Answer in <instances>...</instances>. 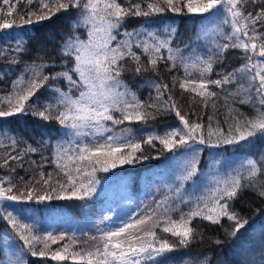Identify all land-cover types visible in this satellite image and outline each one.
Returning a JSON list of instances; mask_svg holds the SVG:
<instances>
[{
  "label": "snow or ice",
  "instance_id": "obj_1",
  "mask_svg": "<svg viewBox=\"0 0 264 264\" xmlns=\"http://www.w3.org/2000/svg\"><path fill=\"white\" fill-rule=\"evenodd\" d=\"M24 2L31 5L33 0H24ZM249 2L253 5L258 4V0H141L140 3H129L125 7L120 0H47V2L39 0L37 11L42 9L47 15H38L37 22L48 19L57 12L75 9L78 19L74 21L72 27H86L88 39L82 40L70 30L67 36L61 37L62 44L57 46L58 51L46 53L48 57L46 63L33 62L27 66L24 73H31L30 77L25 81L24 73H22L13 82V88L19 90L5 98L9 110H0V116L24 111L26 102L39 89L46 86L56 95L55 106L48 104L42 111L34 113L43 120L58 121L67 130L65 135L69 138V147L59 144L56 159L57 167L67 169L64 175L67 178L68 187L66 188L65 184L59 181L57 183L61 192H66L70 188L71 194H58L56 199L83 200L88 197L95 191V185L99 183L94 176L97 165H102V170L107 172L109 168H115L118 164H131L134 160L141 158L133 155L136 152H143L141 142L129 139L125 135L128 132L127 129L113 134L114 128L108 125V122L116 126L125 121H145L151 115L148 109L155 107L154 104L140 102L135 93H132L123 83L121 75L129 70V61L134 64L131 70L137 74L148 71L159 73L161 63L169 71L178 65L182 66L186 77H191L189 69L196 70L199 73V79H186L180 82L179 86L200 97L205 109L209 107L217 109V101L223 94L224 106L228 112L225 122L231 121L227 134L219 128V121H217V129L213 131L211 126L215 116L213 114L208 117L206 136L204 125L198 122L190 123L188 119H185L172 102L171 96H168L165 105L175 110L183 127L173 129L165 133L163 137L149 135L143 140V143L154 146L153 141L159 139L164 148L170 152L183 147L192 153L184 159L181 173L175 176L174 190L176 199L180 203L193 202L192 197L185 199L183 195L184 182L192 180L200 172L201 160L192 147V142L216 146L212 145L213 135L216 136L217 145L239 143L258 136L264 137V32L257 30V25L264 27V0H259L260 6L255 12L245 11ZM20 3L21 0H0V32L18 26L16 13ZM185 9L190 14H209L206 19L210 23L213 18L219 21L215 26H210V23L204 25L197 33V42H204L202 55L197 54L190 44L186 46L190 50L189 56L183 55L184 48L173 47L177 29L172 26L165 27L162 33L148 30L126 32L124 35L127 39L115 45L112 43L117 39L114 32L120 28L123 20L128 16L147 17L167 11L182 13ZM221 10L226 13L223 19H219ZM36 14V12H29L20 19L23 24H32L34 22L32 15ZM223 25H228L231 31L224 32ZM142 36L145 38L141 39ZM221 40L227 42L221 43ZM22 44V41H18L15 47L10 48V51L14 53L10 63L21 62L18 57L25 51ZM229 49L241 50L244 63L231 72L218 73V79L208 78L214 64L222 62ZM3 51L4 49H0V53ZM141 56L146 57V62L142 61ZM36 59L43 58L37 56ZM57 59L61 67L66 70H55ZM69 61L72 62L71 67H68ZM45 68L52 71L45 74ZM50 81H66L68 90L64 91L60 87H55L50 84ZM25 84L27 87H22ZM229 85L232 86L231 89L228 88ZM211 86H215L220 91H213ZM153 87L157 90L158 98L169 89V86L163 83H155ZM13 97H15V103H13ZM230 100L241 104H251L256 114L251 117L243 115L229 105ZM53 107L56 108L55 114L52 111ZM117 112L119 116L114 115ZM85 137H92L93 142L81 143L80 141ZM11 142L13 145L17 143L15 139ZM72 145H75V155H69ZM125 149L130 151L126 152ZM25 151L36 152L37 149L27 147ZM100 157H103V161ZM22 159L23 153H18L16 156L4 159L3 165L7 166L10 160ZM62 160L66 161L63 165L59 163ZM77 161L81 164L87 162L91 168V173H88L81 167H75L77 176L91 177L87 184L82 181L77 183V176L72 175L68 162ZM43 176L44 174L41 173L42 178ZM50 179V174L47 179H43V184L49 185L50 191L44 194L36 193L35 199L38 201L53 199L51 193L56 192L57 189L49 184ZM212 183L214 186L208 187L205 195L195 197V207H192L188 213L181 211L179 220L166 219L163 232L176 237L179 245L188 246L197 238L198 233L192 226V220L198 216L212 224L220 223L221 218L234 221L231 231L228 232L230 236H235L240 229L244 228L247 220L231 210L230 203L248 189L258 190L259 196L264 197V154H261L258 159L249 156L238 167L233 168L226 177H218ZM13 189L14 186L10 183L8 187L0 186V200H19L21 196L12 194ZM26 196L28 200L34 198L33 192H27ZM163 203L167 204L168 200L166 199ZM168 210L165 208V211ZM3 211L7 210L3 209ZM0 218L12 226L15 235L23 241V245L33 256L48 255L51 250L46 241L57 242V237H54L52 233H48L43 238L34 235L32 226L23 223L10 211ZM109 219L110 217L105 216L100 223L103 224ZM149 221H152L151 216L122 222L119 227L107 230L98 229L101 231L99 243H96L91 251L83 254L73 252L71 256L56 251L52 253L51 258L56 261L72 259L83 262L87 257V264H142V261L152 260L156 256L172 251L176 243L157 236L155 228L160 222L152 221L149 225ZM63 238V235L59 237L61 240ZM96 239L93 237L94 241ZM41 240L45 243L43 248L37 251L34 244ZM215 243L220 244L222 241L216 240ZM67 251L68 247L65 246L64 252ZM7 264H24V261L21 256H17L16 260H9Z\"/></svg>",
  "mask_w": 264,
  "mask_h": 264
},
{
  "label": "trees",
  "instance_id": "obj_2",
  "mask_svg": "<svg viewBox=\"0 0 264 264\" xmlns=\"http://www.w3.org/2000/svg\"><path fill=\"white\" fill-rule=\"evenodd\" d=\"M47 2V0H45ZM127 7L129 3H140L141 0H120ZM260 6L259 0L257 5L249 2L245 11L255 12ZM39 0H33L28 5L21 0L17 6L16 24L17 27L0 32V49H4L0 53V110H9L6 97L12 96L19 89L13 88V82L24 73V69L33 62L40 64L46 63L48 57L46 53L58 51L57 46L62 44L61 37L67 36L71 30L82 40L88 39V29L84 26L73 28L74 21L78 19L75 9L69 11H60L51 15L50 18L37 22V16L47 13L39 10ZM53 11H55L53 9ZM36 12L32 15V24H23L20 19L26 13ZM209 14H190L186 9L182 13H174L167 11L163 14L152 16H128L126 17L120 28L114 34L117 35L113 45L127 39L124 35L126 32L136 31H159L167 26L177 29V36L173 47L179 46L184 48L183 55L189 56L190 50L186 47L191 45L197 54H203L204 42L199 43L196 40L197 33L200 29L209 24L206 19ZM226 13L221 10L219 19H223ZM219 21L213 18L210 26H215ZM224 32H230L228 25H223ZM257 30L264 32V27L257 25ZM144 39L145 37H140ZM18 41H22V47L25 49L18 57L19 64H12L10 60L12 53L11 47H15ZM227 41L221 40V43ZM138 54H139V50ZM167 55V52H164ZM37 56L43 59H36ZM142 61L146 62V57L141 56ZM244 63L242 52L239 49H229L224 56L222 62L215 63L213 71L208 76L210 79H218V73L231 72L239 68ZM72 66V62H68V67ZM134 64L129 61V70L122 73L121 79L128 89L135 93L136 98L144 104H154V108L148 109L151 113L145 121H125L121 125L112 126L113 134L120 133L122 129H127L125 133L129 139L134 142H141L143 152H136L133 155L141 157L134 160L131 164H118L115 168H109L107 172L102 170V165H97L94 173L95 179L99 183L95 185V191L83 200L80 199H56V195H70V188L66 192H61L59 183L65 184L67 178L64 175L62 167H57V146L63 144L69 147L67 132L56 120H43L34 113L42 111L44 106L56 104V95L51 88L44 87L39 89L32 96L22 112H13L9 116H0V186L8 187L9 183L14 186L13 193L21 196L17 201L0 200V216L6 215L7 211L17 216L23 223L32 226L33 234L41 238L48 233H52L57 237V242L52 243L46 241L50 246V252L44 257L39 255L33 256L23 245V241L15 235L12 226L6 220L0 218V264H7L9 260H16L17 256H21L24 264H87L85 261H74L67 259L64 261H56L51 258L52 253L61 251L63 254L71 256L73 252L86 253L99 243L101 235L100 230L119 227L122 222H131L138 218L152 217V221H159L160 224L155 231L157 236L169 239L175 242L176 247L172 251L165 252L160 256H156L152 260L142 261V264H264V197L259 196L258 190L248 189L243 191L239 198L230 203V209L237 212L240 217L247 220L244 228L240 229L235 236L228 235L231 231L234 221L227 218H221L220 223L212 224L210 221L195 217L192 220V226L196 229L197 238L188 246L179 245L176 237L170 233L163 232L166 226L167 218L179 220L181 211L188 213L192 207H195V197L206 194V189L212 187L213 181L218 177H226L233 168L246 158L253 156L249 149L253 147L255 150L264 149V137L250 138L247 141H241L230 145H235L237 150H225V146L229 144H216V136L213 135L212 145L199 144L192 142V147L198 153L201 164L200 172L192 180L184 182V197L188 199L192 197V203H180L175 195V176L182 171V163L187 156L192 153L185 148H180L173 152L168 151L160 143L159 139L153 141V145L143 143L149 135L155 137H163L165 133L176 128H182L183 125L176 116L175 110H171L165 105V100L171 96L172 102L175 103L181 115L185 116L189 122L202 123L205 128V135L209 125L208 117L215 114L211 121L213 131L217 129V121L219 128L223 129L227 134L229 123L225 120L228 116L226 107L224 106L223 94L217 101V109L211 107L205 109L200 97L191 91L180 88V82L186 79H199V73L194 69H189L191 77L185 76L182 66L169 71L163 63L160 64L159 73L151 71L135 73ZM56 71L66 70L61 67L59 59L56 63ZM52 69L45 68L47 74ZM6 73V74H5ZM31 73H24L25 81L30 77ZM175 78V82H174ZM155 83H163L169 86L164 91V95L158 98L157 90L153 87ZM55 87H60L67 91L66 81H50ZM22 87H27L23 85ZM195 87V85H190ZM213 91L219 92L215 86H211ZM232 88L231 85L228 86ZM131 99V97H129ZM15 103V97H13ZM229 105L237 109L245 116H254L256 114L251 104H241L238 101H229ZM55 114L56 108L53 107ZM114 115L119 116L117 112ZM130 133V135H128ZM12 139L17 143L12 144ZM263 145L260 146V142ZM81 143L93 142L92 137H85ZM27 147L36 148V152H27ZM72 151L69 155H75V145L71 146ZM130 151V149H125ZM23 153L22 160H10L7 166L3 165L4 159L9 156H16ZM143 157H147L144 159ZM103 161V157H100ZM61 165L66 161H59ZM72 175L77 176L75 167H81L84 171L91 173V168L87 162H68ZM41 173L44 174L43 178ZM51 175L49 184L57 189L52 192L53 199L38 201L35 194H44L50 191L49 185L43 184V179H47ZM246 175V173H245ZM90 176H77V183H88ZM259 179V178H258ZM33 192L34 198L28 200L26 193ZM24 194V195H22ZM168 200L167 204L163 202ZM202 206V205H201ZM168 208V211H165ZM6 209L7 211H3ZM178 209V210H177ZM105 216L110 217L109 220L100 223ZM152 221H149L151 225ZM100 229V230H98ZM63 235V239L59 237ZM7 237V239H5ZM93 237L97 239L94 241ZM251 238L253 243H250ZM221 240L222 243H215ZM45 241L41 240L34 244L37 251L43 248ZM68 247V251L64 252V247ZM22 254V255H21Z\"/></svg>",
  "mask_w": 264,
  "mask_h": 264
},
{
  "label": "rangeland",
  "instance_id": "obj_3",
  "mask_svg": "<svg viewBox=\"0 0 264 264\" xmlns=\"http://www.w3.org/2000/svg\"><path fill=\"white\" fill-rule=\"evenodd\" d=\"M263 145V141L262 142H260V146H262ZM237 147L235 146V145H227V146H225V150L227 151V150H229V149H231V150H237L236 149ZM249 151H250V153L253 155V156H255V158L256 159H258L259 158V156L261 155V154H264V149H258L257 150V148L254 150L253 149V147L251 148V149H249ZM250 243L252 244L253 243V239L251 238V240H250Z\"/></svg>",
  "mask_w": 264,
  "mask_h": 264
}]
</instances>
